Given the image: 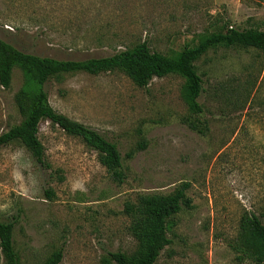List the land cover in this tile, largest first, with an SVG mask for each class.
I'll use <instances>...</instances> for the list:
<instances>
[{
	"label": "rangeland",
	"instance_id": "rangeland-1",
	"mask_svg": "<svg viewBox=\"0 0 264 264\" xmlns=\"http://www.w3.org/2000/svg\"><path fill=\"white\" fill-rule=\"evenodd\" d=\"M231 28L264 31V0H0V38L60 60L144 41L172 57L202 34ZM194 65L203 80L196 114L179 74L140 86L121 70L73 71L44 84L56 111L117 144L124 177L114 179L97 150L49 119L38 132L45 164L19 140L2 146L0 221L13 224L21 264H48L60 249L59 264H116L109 252L138 245L127 205L185 182L191 207L170 220L172 243L155 264H254L236 245L245 213L264 220V51L219 46ZM37 88L13 66L10 86L0 84V135L25 119L16 95Z\"/></svg>",
	"mask_w": 264,
	"mask_h": 264
},
{
	"label": "trees",
	"instance_id": "trees-1",
	"mask_svg": "<svg viewBox=\"0 0 264 264\" xmlns=\"http://www.w3.org/2000/svg\"><path fill=\"white\" fill-rule=\"evenodd\" d=\"M253 47L264 51V31L254 28H231L225 32L205 33L198 40L187 42L174 56L153 52L146 41L132 48L106 56H93L84 60H60L41 57L16 48L0 38V84L9 87L11 70L19 64L32 78L38 88L22 90L16 95V102L25 119L20 124L0 135V149L15 140L21 141L40 163L44 161V146L38 137L39 125L49 119L68 134L80 137L85 144L97 150L99 161L108 169L114 179L124 177L122 156L116 143L110 141L96 129L71 119L56 111L49 102L44 84L53 76L73 71H87L98 74L121 70L140 86H146L154 77L179 74L186 78L184 99L193 114L203 111L199 97L203 91V80L194 62L212 48ZM193 129L204 132L196 122H189ZM189 183L180 185L172 194L141 195L136 203L127 205L131 218L130 231L137 238L138 245L132 253L109 252L116 264H155L161 251L172 239L168 234L170 220L184 207H191L186 191ZM48 196L54 194L49 190ZM13 224L0 221V247L7 264H21L13 245ZM236 249L246 254L254 264H264V220L254 213H245L241 219V237ZM62 250L56 251L48 264H59Z\"/></svg>",
	"mask_w": 264,
	"mask_h": 264
}]
</instances>
